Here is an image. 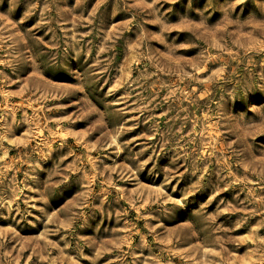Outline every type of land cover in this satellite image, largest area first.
<instances>
[{"label": "rangeland", "instance_id": "rangeland-1", "mask_svg": "<svg viewBox=\"0 0 264 264\" xmlns=\"http://www.w3.org/2000/svg\"><path fill=\"white\" fill-rule=\"evenodd\" d=\"M0 264H264V0H0Z\"/></svg>", "mask_w": 264, "mask_h": 264}]
</instances>
